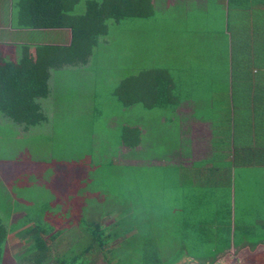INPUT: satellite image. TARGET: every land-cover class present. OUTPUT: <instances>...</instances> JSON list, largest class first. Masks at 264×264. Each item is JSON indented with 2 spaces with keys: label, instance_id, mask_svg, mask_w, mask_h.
<instances>
[{
  "label": "rangeland",
  "instance_id": "374dc122",
  "mask_svg": "<svg viewBox=\"0 0 264 264\" xmlns=\"http://www.w3.org/2000/svg\"><path fill=\"white\" fill-rule=\"evenodd\" d=\"M160 1L156 0L151 17L108 19V32L99 38L85 65H65L52 71L59 82L53 81L51 87L59 90L42 100L43 109L48 115L56 112L62 115L50 125L45 123L33 129L44 133L16 137L13 129L19 132L20 126L0 114V124L10 125L0 129V216L6 220L13 217L16 224L13 236L20 230L19 225L34 223L24 216L22 220L12 216L18 213V208L27 206L35 208V212L44 207L41 213L46 219L42 221L50 226H62L85 213L90 219H99L111 232L131 227L127 244L118 246L121 256H130L128 264H136L148 248L145 243L150 244L153 238L163 257L185 249L190 252L185 256L206 258L226 246L213 238L216 228L224 226L227 202H232L234 195L235 213L241 225L253 230L248 237L250 243L240 250H247V260L264 262V250L258 247L264 241V187L259 184L263 169L250 172L248 167L236 165L233 159L228 160L231 157L225 159V154L222 155L233 141H239L233 140L232 135L239 126L236 117L239 109L235 106L240 108L239 98L244 100L247 88L236 83L235 70L240 63L237 58L243 51L232 45L230 54L225 20H229V27L239 26L230 31H238L236 39L242 45L246 37L240 33L249 32L246 27L240 28L246 26L242 8L249 5L237 7L239 13L235 5H230L226 17L221 8L211 5L203 14L194 9L196 5L192 2L177 0L176 6L166 10ZM84 2L80 0L70 12L82 13ZM16 15L17 8L13 7V17ZM204 26L208 27V34ZM16 31L13 38L36 43L67 41V30L62 28ZM150 67L168 69L174 91L182 98L181 108L187 112L170 113L164 107L149 108L141 103L126 106L113 93L120 79ZM259 80L264 83V78ZM227 115L231 118L227 119ZM134 120L146 125V129L140 135V147L127 151L128 158L124 159L123 151L114 145L119 141L121 124ZM203 120H208V130L203 129ZM50 128L56 132L54 138ZM208 132L210 146L216 153L213 159L198 156L191 161L194 162L191 169L184 163L188 158L166 156L180 144L185 150L193 147L202 153L200 149L207 145ZM51 135L53 139L49 138ZM108 145L111 150L106 153L103 147ZM226 171L231 174L229 183L227 178L219 179ZM201 233L210 240H201ZM32 235L24 237L29 240ZM125 236L112 240L109 246ZM88 240L85 233L72 250L67 251L69 247L63 250L67 245L64 244L63 251L48 252L46 261L58 258L65 261L63 264H80L71 263V257L80 254ZM84 258L79 260L84 263L89 259ZM180 260L175 263L180 264ZM10 263V249L5 242L1 264Z\"/></svg>",
  "mask_w": 264,
  "mask_h": 264
},
{
  "label": "trees",
  "instance_id": "16d2710c",
  "mask_svg": "<svg viewBox=\"0 0 264 264\" xmlns=\"http://www.w3.org/2000/svg\"><path fill=\"white\" fill-rule=\"evenodd\" d=\"M78 2L79 0H22L20 7H17L18 12L15 17L17 26L25 28H69L71 37L68 44L21 43L17 47L16 57H8L4 54V49L0 47V114L15 125L23 126L26 129L46 121L47 117L42 110L40 100L47 98L50 94L49 81L52 71L65 65H85L93 49L98 45L99 38L107 34L108 24L106 21L108 19L119 21L133 17L147 18L154 14L151 0H85V9L82 13H71L70 11ZM225 22L227 23V20ZM261 24L259 22V25ZM228 29L232 28L228 26ZM254 30L256 32V28ZM237 32L231 33L230 31L235 39L232 42L228 40L229 51L231 54L232 45H237V48L239 50L241 48L243 51L237 58L240 63L237 66L238 70H235L238 74L235 79H238L236 83H239V86L241 84L247 88L244 89L246 92L244 100L239 98V105L242 107L235 106L239 109L236 116L239 126L232 131V135L233 140L239 141L232 143L234 155L231 158L239 166L246 163L264 166V155L262 154L241 155L244 141L238 139L239 130H242L240 136L243 137V129L252 127L251 124H241L238 118L241 112L246 114L247 107L244 109V106L256 104L261 107V114L264 112V83L263 80H259L260 77L264 78V41L260 44L251 43L248 33L243 31L242 36L244 35L246 38L241 45V40L236 39L234 35ZM253 77L257 79L256 82L252 81ZM229 83H232V80ZM256 86L257 91L254 92ZM113 93L126 106L136 103H141L144 107L149 108L160 106L170 113L179 112L178 107L182 100L174 91V81L171 74L168 69L163 67L145 68L135 74L125 76L120 79ZM226 117L230 119L231 115ZM8 126L0 124V129L8 128ZM261 128L264 131L263 124H256L251 130L260 132ZM51 132L54 138L56 132L53 129ZM140 135L141 129L137 125H123L120 129V139L129 148L140 144ZM49 138L53 139L52 135ZM180 146L182 147V145ZM27 151L30 153V148ZM249 153L252 154V151ZM214 157L215 155H212L209 159ZM24 208L32 211L29 206ZM235 210V200L234 195H232V202H227L226 212L223 216L224 226L216 228L217 234L215 233V239L213 238L219 243H226V246L219 250H212L213 252L210 253L209 257L193 258L191 254L185 256V253H190L185 249L163 257L164 253L155 247L154 241L156 240L153 238L150 244L145 243L148 248L138 257L136 264H171L170 262L176 264L179 259H181L180 264H262L256 260L249 261L246 256L242 259L239 255L244 253L240 249L250 243L248 237L253 230H248L247 227L241 225V219L238 218ZM83 215L78 219H70L67 224L62 226L47 225L40 217L33 219L34 223L28 228L37 237L32 264H43L48 257L47 246L70 225H74L82 234L75 237L76 241H73L68 251L72 250L71 247L75 246V242L85 237V233L89 235L88 243L81 250V253H78L79 255L76 254L71 257V263L79 261L80 264H102L105 261L106 264H128L127 260L130 256H121L119 250L121 247L118 246L127 244L128 238L126 237L131 227H125L120 232H111L105 227L106 225L100 223L99 219H90L86 217L87 214L85 215V213ZM7 233V226L0 217V264L2 245L7 240ZM123 235L126 236L119 240L116 245L109 246L112 240ZM200 236L201 240L209 239L205 233H201ZM160 240L164 242L162 236ZM259 244L264 245V241L259 242ZM114 254L117 255L114 256ZM87 256L89 259L84 260L83 263L84 257L87 258ZM169 257L172 258L171 261H168ZM80 258L83 259L79 260ZM51 262L54 264L65 263L63 259L58 258ZM49 263L45 262V264Z\"/></svg>",
  "mask_w": 264,
  "mask_h": 264
},
{
  "label": "crops",
  "instance_id": "0c3cea01",
  "mask_svg": "<svg viewBox=\"0 0 264 264\" xmlns=\"http://www.w3.org/2000/svg\"><path fill=\"white\" fill-rule=\"evenodd\" d=\"M80 1V0H79ZM152 1V5L153 7L155 8V5H156V0H151ZM159 1V0H158ZM176 1L177 0H161L160 2L163 3V5H165L166 7V10H168L170 7L172 6H176ZM192 2L194 3V9H198L197 11H202L201 13L205 14L208 10V7H219L221 8L222 12H223V15H225L227 17V14L229 12V6L230 5H235V10L236 13H239L238 8H242L241 7V4L245 3L247 5H249L248 8L243 7V12H244V25L246 26H241L240 25V28L241 27H246L249 29V32H248V35H249V39H250V42L251 43H262L264 41V1L263 0H255V3H254V0H213L212 2L210 0H179L180 3H184V2ZM244 1V2H243ZM22 0H0V47H2L4 49V54H6L8 57H16L17 56V47L19 44L21 43H36V41H33V40H24L22 38H18V37H14V35L16 33H18L16 30L17 29H21V30H24V32H29L30 30H35V29H46L48 30L49 28H25V27H19L16 25V20L15 18L13 17V7H20V4H21ZM159 2V3H160ZM211 2V3H210ZM231 2V3H230ZM251 4V5H250ZM255 4V5H254ZM261 6H258L260 5ZM253 6V7H251ZM252 8V9H251ZM196 11V12H197ZM18 12V10H17ZM234 14V16L238 17L237 14ZM241 13V12H240ZM262 14V15H261ZM261 19V20H260ZM259 22H261L262 24L259 25ZM225 26L228 28L229 26V20L227 19V23L225 22ZM207 31H206V34L209 33V30H208V27L207 26H204ZM230 27L232 29H227V34H226V37L229 39V41L232 40V38H234L231 34H230V31H235L239 28V26H233V25H230ZM200 28V27H199ZM254 28H256V32L254 30ZM56 29H61V28H56ZM62 29H66V37H67V41L66 42H59L60 44H68L69 41H70V29L69 28H62ZM232 33V32H231ZM234 34V33H233ZM65 35V34H64ZM235 36H237V34H234ZM240 35L242 36V33H240ZM232 37V38H231ZM240 38V37H239ZM43 42H46V41H43ZM53 44H57V43H53ZM254 51V50H253ZM253 51H251V54H253ZM250 54V53H249ZM68 70V69H67ZM57 74H52L51 75V79L50 81L52 80L53 76ZM254 80V82H256L257 79H254L252 78V81ZM49 81V86H50V94L48 97H50L51 95L53 94H57L58 93V90L59 88L57 89H52L51 87V83L54 81V82H59V79L58 77H55L53 78V80L50 82ZM254 92L257 91V86L254 87ZM47 97V98H48ZM47 98H43L40 100V103H41V106H42V110L44 111L43 109V101ZM43 100V101H42ZM54 104V103H53ZM55 105V104H54ZM55 107V106H54ZM242 107V106H240ZM247 107V108H246ZM246 108V114H239L238 118L240 119V123L241 124H251L252 127L249 128V129H243L244 130V133H243V137H241V132L242 130H239L240 131V134H239V138L240 141H244L242 143V150H241V155L244 156V155H264V137L262 138V133L264 132L263 129L261 128L259 131L260 132H254L253 129L254 126L256 124H263L264 125V112H260V106L259 105H254V106H251V105H245L244 106V109ZM91 109H93V106L91 107ZM243 109V110H244ZM178 110H179V113L180 112H187L186 110H184V108H181V105L178 107ZM184 110V111H183ZM242 110V111H243ZM44 113L46 114V121L42 122L41 124L39 125H36V126H31L29 128H24L23 126H20V131L18 132L17 129H14L15 130V135L16 137L18 136H25L26 134H37V133H44V132H38V131H33L34 128H37V127H41L42 125H44L45 123L49 124L51 122H54L56 121V119H61V115H62V112H56V114L54 113H51V115L47 114L45 111ZM143 121V120H142ZM205 122H202L203 125V129L204 130H208L206 126H208V120H203ZM255 124V125H254ZM123 125H131V126H134V125H137L139 126V128L141 129V135L143 134V131H144V128L146 129V125L145 126H141V122H136L135 120L134 121H131L129 124H123ZM121 124V127L123 126ZM15 126H18L19 125H15ZM12 128V126H11ZM51 130V128L49 129V131ZM246 130V131H245ZM48 131V130H47ZM120 131V130H119ZM259 134V135H258ZM208 140H207V145H205L204 149H200L202 150L203 152H199V151H196V149H189V147L187 148L186 147V150L183 149V146L181 147L180 145H176V147L174 148V151L169 153L168 155L166 156H178L182 159H187L186 162H184L185 164H188V165H185L186 167L188 168H193L194 166V162H191L193 159H197L196 157L198 158H210L212 155H215L216 156V153H215V150L213 148H211L210 146V140H209V137L211 136V134H209L208 132ZM141 138V137H140ZM232 142V141H231ZM141 145V141H140V144L133 147V148H129V147H126L123 143V141L119 138V141L116 145H114V147H117V150L119 149V151H123L121 153L122 157L124 159L128 158L127 155H125V153L127 151H133L134 149H137L139 148ZM232 145V147H231ZM110 146V145H108ZM233 144L231 143L228 148H225V153H223L222 155L225 154V159H228L227 157H232L234 154L232 152L233 150ZM196 148V146H195ZM176 149V150H175ZM103 150H106V153L107 150H111V146L110 147H103ZM183 150H185L186 153H183ZM249 151H252V154L249 153ZM201 153V154H199ZM201 155V156H200ZM220 155V154H219ZM30 156H32V154H30ZM109 156V154H108ZM193 156V157H191ZM113 156H111L112 158ZM191 157V158H189ZM110 158V156H109ZM178 159V158H176ZM230 159L232 158H229L228 160L230 161ZM190 160V161H189ZM36 161V160H35ZM117 161V159H116ZM128 161V160H126ZM131 161H135V160H131ZM176 161H180V160H176ZM173 162V163H177V162ZM185 161V160H184ZM240 166H243V168H246L248 167V171H252L254 172L255 170H257V168H261L263 169L261 171V174L259 175L260 178H259V184H261L263 187H264V166L261 165V164H255V163H246V164H242ZM193 171V170H192ZM226 175L222 177H219V179H222V180H225L227 178V181L228 183L231 181V174H230V171L228 172L227 174V171L224 172ZM181 176H177L178 179H180ZM193 180L195 178L194 175H192L191 177ZM1 180V179H0ZM254 182V181H253ZM258 184V185H259ZM264 190V189H263ZM263 190L261 191L260 195L263 193ZM65 201H63L64 203ZM47 202H44L43 204H45ZM30 209L32 211H29L27 210L26 208H20L18 209L16 212L18 213H14L12 214V216L14 215L15 216V219L17 217V219H21L22 216H24V218H28L29 220H32V219H36L37 217L41 220H45L46 218L43 217L41 211L42 209H44V207L40 208L39 212H35V208L29 206ZM42 215V217H41ZM2 221L4 223H6L5 225L7 226V229H8V233H7V240H6V243H7V248L10 249V261L11 263L10 264H32V261L34 260V252H35V249L36 248V240H37V237L35 236V234L32 233V230L31 229H28L29 228V224L28 223H24V224H21L19 225L21 228L20 230H18L15 235L13 236V233L15 232L14 231V228L16 227V224H13V217L9 216V219H4L2 216H0ZM256 220V219H255ZM8 221L11 222V225H7ZM28 225V226H27ZM13 226V227H12ZM264 226V224H263ZM77 231H79L74 225H70L68 226L66 229H64L61 234L48 246V252H53L54 250L55 251H60L61 250V246H63L64 244H67L63 250H65L67 247L71 246V244L73 243V241H76V236H78ZM11 233V234H9ZM31 233V235L33 237H31L29 240L27 238L24 237V235H27ZM71 236H70V235ZM15 247H18V249H15ZM258 247L261 248V250H264V246L262 244H259ZM68 249V248H67ZM61 250V251H63ZM68 251V250H67ZM256 251V250H255ZM258 251V250H257ZM244 253H242V255H240L243 259L244 256L247 257V250L243 251ZM30 254V255H28ZM45 262H50L49 264H54L53 262H51V260H45L43 262V264H45ZM256 262H261L262 264H264V262L260 261V260H256ZM257 264V263H256Z\"/></svg>",
  "mask_w": 264,
  "mask_h": 264
}]
</instances>
